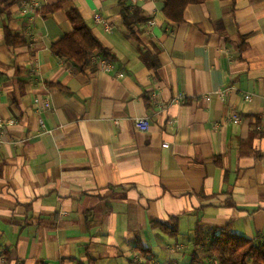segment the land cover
I'll list each match as a JSON object with an SVG mask.
<instances>
[{"label":"crops","instance_id":"obj_1","mask_svg":"<svg viewBox=\"0 0 264 264\" xmlns=\"http://www.w3.org/2000/svg\"><path fill=\"white\" fill-rule=\"evenodd\" d=\"M57 1L20 0L0 14V121L15 120L0 146L6 264H192L195 254V264H218L195 245L197 227L264 241V0L191 4L182 23L164 0H129L148 18L140 42L119 0L40 11ZM73 7L112 51L113 70L98 51L85 72L54 53ZM7 25L27 43L9 45ZM146 115L144 132L136 118ZM173 216L179 237L152 227Z\"/></svg>","mask_w":264,"mask_h":264},{"label":"trees","instance_id":"obj_2","mask_svg":"<svg viewBox=\"0 0 264 264\" xmlns=\"http://www.w3.org/2000/svg\"><path fill=\"white\" fill-rule=\"evenodd\" d=\"M20 0H0V14L7 18L12 15V7ZM69 0H58L44 6L40 11L44 14L55 13L61 10ZM209 0H164V12L167 17L175 22L182 23L185 20V10L191 4H201ZM234 8L237 0H232ZM121 14L126 26L133 36L140 42L141 26L148 21L140 7L132 6L129 0H119ZM67 16L73 24V29L67 32L60 40L53 44L54 53L69 61H72L82 72L90 65L92 55L98 51L104 58L114 59L110 49L105 47L95 35L93 29L87 24L81 12L73 7L68 10ZM6 40L9 45L21 46L27 43L24 37L15 36L6 26ZM146 63L157 70L160 62L157 55L149 52L142 54ZM63 88V86H61ZM148 101V99H147ZM153 228H159L171 237L180 236L179 217L173 216L167 222L153 221ZM137 248L143 255L152 254L151 249L144 247L140 238H137ZM195 245L204 247L211 257L217 259L218 264H264V241H255L251 238L236 234L228 227H215L209 232L197 227ZM198 255L193 256V263ZM79 264H94L93 261H80Z\"/></svg>","mask_w":264,"mask_h":264},{"label":"built area","instance_id":"obj_3","mask_svg":"<svg viewBox=\"0 0 264 264\" xmlns=\"http://www.w3.org/2000/svg\"><path fill=\"white\" fill-rule=\"evenodd\" d=\"M96 20L98 22H103L104 21L99 14L96 15ZM105 24H106V26H107V28L109 30L112 29V26L109 25L107 22ZM98 65L102 69H105V70H108V71L114 69V62L111 59L101 58L98 61ZM120 75L123 76V74H120ZM216 93L218 94V96L220 98L223 99L224 98V94H225V90H218ZM184 98H185L184 95H180L179 97H177L176 100H183ZM207 98L211 99V96L208 95ZM246 99L247 100H251L252 99V95L247 94L246 95ZM43 108L45 110H49V109L53 108L49 99L44 101ZM151 118H152L151 115L137 117L136 118V126L138 127V129L141 130V131H144V132L148 131L149 128H150V125H151ZM242 119H243V115L240 114L239 112H233V114L230 117V120L232 122H234L235 124H239L242 121ZM14 123H15L14 119H7V120L0 121V146L4 143L3 136H4L5 128L10 126V125H13ZM41 124H42V127L45 128V133L53 132V130H48L46 128V125H45L43 120L41 121ZM165 146H169V144H165ZM0 264H6V258L4 257L2 251H0Z\"/></svg>","mask_w":264,"mask_h":264},{"label":"rangeland","instance_id":"obj_4","mask_svg":"<svg viewBox=\"0 0 264 264\" xmlns=\"http://www.w3.org/2000/svg\"><path fill=\"white\" fill-rule=\"evenodd\" d=\"M207 254V253H206Z\"/></svg>","mask_w":264,"mask_h":264}]
</instances>
